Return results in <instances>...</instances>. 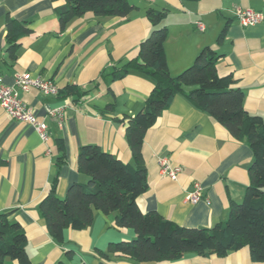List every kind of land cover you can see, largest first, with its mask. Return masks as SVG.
Returning <instances> with one entry per match:
<instances>
[{"label": "crops", "instance_id": "obj_1", "mask_svg": "<svg viewBox=\"0 0 264 264\" xmlns=\"http://www.w3.org/2000/svg\"><path fill=\"white\" fill-rule=\"evenodd\" d=\"M134 9L128 18L97 17L88 13L73 18L60 30L53 0H0V77L13 85L18 73L52 80L64 90L76 85L86 91L80 98L44 94L37 88L18 90L23 102L48 125L43 140L34 126L13 119L0 106V212L16 208L12 221L21 224L32 264H264L254 261L249 246L224 256L188 252L175 260L139 261L108 251L109 245L132 241V227L116 225V212L95 210L92 223L84 229L65 228L57 241L40 216V201L58 178L57 193L65 197L73 183L88 176L79 171L80 147L97 144L124 162L134 157L125 124L118 121L134 115L146 103L154 81L140 73L113 80L112 70L122 59L138 55L139 43L152 24L149 8H168L165 20L168 38L165 50L173 75L190 66L205 46L220 59L217 72L232 75L245 93L248 112L264 118V20L243 26L237 9L252 8L264 13V0H128ZM8 18L25 23L30 32L18 40L17 57L9 54ZM198 21L204 29L198 27ZM225 36L219 41L222 30ZM108 104L113 107L106 109ZM64 107V119L48 114ZM58 139L65 144V162L58 166ZM148 168V189L137 201L143 212L157 211L185 227L211 228L229 216L230 200L242 201L250 182L248 167L253 151L206 111L178 94L150 127L143 145ZM167 157L181 172L173 180L160 173L159 157ZM200 182L204 198L192 203L186 194ZM209 202L207 201V199ZM4 264H20L7 258Z\"/></svg>", "mask_w": 264, "mask_h": 264}, {"label": "trees", "instance_id": "obj_2", "mask_svg": "<svg viewBox=\"0 0 264 264\" xmlns=\"http://www.w3.org/2000/svg\"><path fill=\"white\" fill-rule=\"evenodd\" d=\"M60 30L70 21L91 13L97 17L120 16L128 18L134 9L128 0H53ZM169 9L149 8L147 17L152 24L150 34L138 48V55L122 59L112 70V79L118 80L136 72L154 81L153 90L144 106L134 115H125L118 121L125 124L126 137L134 157L124 162L97 144L80 147L77 166L88 176L84 183H73L65 197L57 193L58 178L48 194L40 201L38 210L45 219L50 234L62 242L65 228L81 230L94 219L95 210L105 214L116 212V225L132 227L136 237L109 245L108 251L130 256L139 261L175 260L188 252L203 256H224L244 246H249L254 261H264V118L251 114L245 108V93L236 86L232 75L217 72L220 59L210 46H205L194 62L173 75L170 71L165 42L168 27L165 20ZM11 44L10 57H17L18 40L30 32L25 23L12 18L7 21ZM226 33L224 28L219 41ZM65 96L80 98L86 91L76 85L59 90ZM183 94L198 108L208 112L214 120L224 125L238 140H245L253 151V161L248 167L250 182L242 201L230 200L229 216L211 228L185 227L163 217L154 210L143 212L138 197L149 187L148 168L143 158L146 133L176 95ZM113 107L108 104L106 109ZM58 166L65 162V144L58 139ZM16 208L0 212V264L7 258L20 264H32L28 257L26 234L11 217Z\"/></svg>", "mask_w": 264, "mask_h": 264}, {"label": "built area", "instance_id": "obj_3", "mask_svg": "<svg viewBox=\"0 0 264 264\" xmlns=\"http://www.w3.org/2000/svg\"><path fill=\"white\" fill-rule=\"evenodd\" d=\"M236 17L243 26H251L264 20V13L252 8L237 9ZM198 27L203 30L204 24L198 21ZM37 88L47 95L59 94L58 86L50 79L44 77H32L30 73H18L14 84L9 85L0 77V106L15 120L27 122L34 126L43 140L48 139V125L45 119H39L34 110L27 105L19 96L18 90L28 91ZM48 114L59 119L61 124L64 119V107H53ZM160 173L173 180L177 179L181 172L180 166L172 165L167 157H159ZM188 201L197 203L204 198V187L200 182H195L191 190L186 194ZM207 199V198H206ZM209 202V200L207 199Z\"/></svg>", "mask_w": 264, "mask_h": 264}]
</instances>
